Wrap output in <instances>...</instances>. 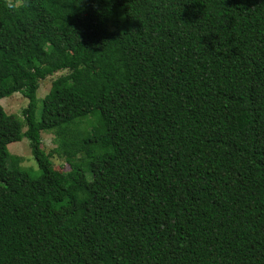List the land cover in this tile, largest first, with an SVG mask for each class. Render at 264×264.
I'll return each mask as SVG.
<instances>
[{"label":"trees","instance_id":"obj_1","mask_svg":"<svg viewBox=\"0 0 264 264\" xmlns=\"http://www.w3.org/2000/svg\"><path fill=\"white\" fill-rule=\"evenodd\" d=\"M7 3L0 264H264V0Z\"/></svg>","mask_w":264,"mask_h":264},{"label":"rangeland","instance_id":"obj_2","mask_svg":"<svg viewBox=\"0 0 264 264\" xmlns=\"http://www.w3.org/2000/svg\"><path fill=\"white\" fill-rule=\"evenodd\" d=\"M66 72L57 73L48 79L41 81L40 88L38 90V110L37 118L40 119V114L43 106V98L46 97L52 87V83L61 75ZM29 101L22 94H14L11 97L0 100V107L8 118L23 121V111L28 107ZM26 130V129H25ZM94 134H97V129H92ZM43 148L46 153L52 156V162L57 173H64L69 171V165L63 157L57 153L58 138L55 132L42 133ZM9 154L13 157H19L21 159V167L27 170L32 176L38 177L41 175L37 162L33 157L30 142L27 139H23L21 142L12 143L8 146Z\"/></svg>","mask_w":264,"mask_h":264},{"label":"clouds","instance_id":"obj_3","mask_svg":"<svg viewBox=\"0 0 264 264\" xmlns=\"http://www.w3.org/2000/svg\"><path fill=\"white\" fill-rule=\"evenodd\" d=\"M23 6V0H8L7 7L13 10L21 8Z\"/></svg>","mask_w":264,"mask_h":264}]
</instances>
